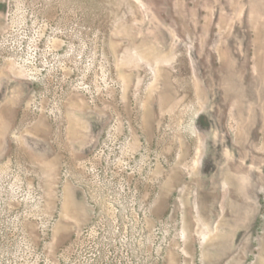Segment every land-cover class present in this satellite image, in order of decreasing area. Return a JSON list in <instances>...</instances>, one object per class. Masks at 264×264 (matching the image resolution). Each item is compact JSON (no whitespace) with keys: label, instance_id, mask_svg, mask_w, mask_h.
<instances>
[{"label":"rangeland","instance_id":"obj_1","mask_svg":"<svg viewBox=\"0 0 264 264\" xmlns=\"http://www.w3.org/2000/svg\"><path fill=\"white\" fill-rule=\"evenodd\" d=\"M0 264H264V0H0Z\"/></svg>","mask_w":264,"mask_h":264}]
</instances>
